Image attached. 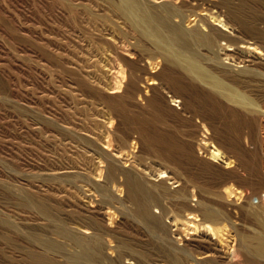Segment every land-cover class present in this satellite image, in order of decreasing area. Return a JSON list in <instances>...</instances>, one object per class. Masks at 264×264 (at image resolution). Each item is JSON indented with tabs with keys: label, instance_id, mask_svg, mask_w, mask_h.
<instances>
[{
	"label": "bare ground",
	"instance_id": "6f19581e",
	"mask_svg": "<svg viewBox=\"0 0 264 264\" xmlns=\"http://www.w3.org/2000/svg\"><path fill=\"white\" fill-rule=\"evenodd\" d=\"M35 1L60 109L2 101L62 152L2 149L0 264H264V0Z\"/></svg>",
	"mask_w": 264,
	"mask_h": 264
},
{
	"label": "rangeland",
	"instance_id": "374dc122",
	"mask_svg": "<svg viewBox=\"0 0 264 264\" xmlns=\"http://www.w3.org/2000/svg\"><path fill=\"white\" fill-rule=\"evenodd\" d=\"M14 0H0V76L3 74L4 76H6V77H4V76H2L1 78H0V80L2 79V80H4L5 82H3L2 80L0 81V90H2L4 93H2V92H0L1 94H2V96H1V94H0V96H1V98H4V99H1L0 101H4L5 100V102H7L8 104H10L9 102L10 101H8L9 99H11V98H13V96H14V93L15 94H21L20 92L21 91H23V93L25 92V90L26 91H29L30 92V94L31 95H33V96H31V95H29V93H26L25 92V94H22V95H20V97H22L23 99H26L27 97H29V98H27L28 100H30L31 101V99H32V97H36L35 98V100H34V98L32 99V101L31 102H34V104L35 103H37V105H39L40 103H41V105H39L42 109H44V110H46V109H49V107H52L53 105V108H59L60 109V105H61V103H60V94L58 93V92H56L55 91V89H54V87H53V85L51 86V84H50V86H48L49 85V83H50V79L48 78V76H47V73L45 72V70L44 69H41V68H43L42 66H40L38 63L39 62H37L36 60H38V57L40 58L41 56H39V55H41V50L39 49V52H37V54H36V51H34L35 49L36 50H38V48H39V46H38V48H36V46L37 45H39V43H37L38 42V36H41L40 35V33L38 32L37 33V30L36 29H38V30H41V28L39 27L40 25H39V23H37V25L35 24V26H33L34 25V23L32 24V27L33 28H35L36 27V29H34V35L33 36H35L34 38H33V40L34 39H36V40H34V43H36V44H34L33 43V41H32V39L30 38V37H33L31 34L30 35H28V36H26V37H22V38H20L19 39V37H18V35H16V30H13L12 31V29H15V27H14V22H12V20L14 19L13 17H15V15H16V10H15V7H16V5L18 6V3H19V6H20V11H21V18L23 19H20V18H16L17 17V15H16V17H15V21L17 20V19H20V20H22V22L23 23H27V22H29L30 20H32L33 18H34V20H35V18H36V20L35 21H37V19L40 17V21H41V19L43 20V21H45V19L47 20V21H49L50 22V19H52L53 20V18H52V16H50V14L48 15V14H46L47 16H48V18H47V16H46V18H45V14L42 16L41 14H43L42 13V11H41V8H40V5L38 6V4L39 3H37V6H35L36 5V1L35 0H20V1H18L17 0V2H13ZM12 3H14L13 4V6H12ZM34 5V7H33V5ZM15 6V7H14ZM37 9H36V8ZM6 8V9H5ZM35 8V9H34ZM38 8H39V10H38ZM33 9V10H32ZM14 10H15V12H14ZM34 10H36V11H34ZM38 11V12H37ZM40 11H41V13H40ZM35 12H37V13H40V14H38L39 16H37V13H35ZM48 13V12H47ZM34 17H33V16ZM23 16V17H22ZM41 16L43 17V18H41ZM31 17V19H28V18H30ZM33 17V18H32ZM51 17V18H50ZM50 18V19H49ZM29 21H28V20ZM13 20V21H14ZM33 20V21H34ZM38 20V21H39ZM47 21H45V22H47ZM13 23V25H12V23ZM52 23V22H51ZM54 23V22H53ZM31 24V23H30ZM13 26V27H12ZM31 26V25H30ZM55 26H58L57 25V23L55 24ZM39 27V28H38ZM36 30V31H35ZM11 32H13V33H11ZM36 32V33H35ZM13 36H12V35ZM36 34V35H35ZM39 34V35H38ZM17 36L18 37V39L19 40H21V39H24V40H29V41H27L26 40V42H28V43H26L24 40V43H26V45L24 44H22L23 43V41L21 40V41H16L17 39V37L16 38H13L14 36ZM30 36V37H29ZM29 38V39H28ZM15 39V40H14ZM30 40H31V42L33 43L32 45H34V46H32L31 44H29L30 43ZM19 42H20V44H19ZM22 42V43H21ZM16 44H17V46H16ZM22 44V45H21ZM29 44V45H28ZM18 45H20V46H18ZM25 46L27 47L28 46V48H29V50H28V48H26L27 49V51L29 52V53H32L33 51V55H31V57L32 56H34V58L32 57V59L33 60H35V61H30V60H32V59H27V58H25V59H23L24 61H22L23 63V65H22V67H21V69L20 70H18L17 71V61H15L16 60V55H15V53H16V50L15 49H18L19 47V49H21L22 48V50H24L25 49ZM16 47V48H15ZM24 47V48H23ZM32 47H34L35 49H32ZM13 49H14V51H13ZM25 49V50H26ZM30 50H32L31 52H30ZM34 53L36 54V57H35V55H34ZM39 54V55H38ZM37 58V59H36ZM27 60L28 61H30L29 62V64H26V62H27ZM16 62V63H15ZM34 62H37L36 63V65H35V63ZM14 63H15V65H14ZM26 65H25V64ZM28 63V62H27ZM31 64H33V65H31ZM38 64V65H37ZM24 66H25V68H26V71L28 72V70H27V68L28 69H30L29 71H31L32 72V74H31V72L29 73H27L26 71L24 72V70H25V68H24ZM29 66V67H28ZM31 66V67H30ZM34 66H35V68H34ZM38 66H40V68L38 67ZM14 67H16V68H14ZM39 68V69H38ZM16 69V70H15ZM31 69H33V71L31 70ZM34 69H35V73H33L34 72ZM38 69V70H37ZM43 70V71H42ZM22 73H21V72ZM37 71H39V73H37ZM2 72V73H1ZM20 72V73H19ZM24 72V73H23ZM46 73V75H45V73ZM28 74V75H26V74ZM17 74L19 75H23L22 77L19 75L18 77H17ZM30 74V75H29ZM38 74V75H37ZM39 74H40V76L42 77V74H44L43 75V79L45 80H43L41 77H39ZM10 77H9V76ZM13 75H14V77H13ZM32 75V76H31ZM34 75H36L37 77H39V79L42 81V83H43V81L45 82V84H48L47 85V90L45 89V87H46V85L45 84H39V87H38V83H41V81L36 77V76H34ZM24 76L27 78V80L24 78ZM34 76V77H33ZM46 76V77H45ZM4 77V78H3ZM8 77V78H7ZM17 77V78H16ZM19 77H21V79L19 78ZM19 78V79H18ZM46 78V79H45ZM8 79V80H7ZM9 79H11L10 81H12L13 83H15L14 85L12 84V83H9L10 81H9ZM23 79H24V81H23ZM28 79H30V82H26V81H29ZM31 79L33 80V81H31ZM39 80V81H37V80ZM49 81H48V80ZM17 80V81H16ZM21 80V81H20ZM34 80H35V82H34ZM17 82V85H16V82ZM19 81V82H18ZM48 81V83H46ZM26 83V84H23V83ZM38 82V83H37ZM3 85H5L4 86V88L2 89L1 87L3 86ZM5 83V84H4ZM20 83V84H19ZM28 83V84H27ZM37 83V84H36ZM51 83L53 84V82L51 81ZM8 84V85H7ZM11 84L13 85L12 87H16V88H18V89H15V88H12L11 87ZM32 84H34V85H32ZM21 85V86H20ZM36 85V86H35ZM44 85H45V87H44ZM21 88H20V87ZM25 86H26V88H25ZM27 86H28V88H27ZM35 87V88H33V87ZM40 86H41V88H40ZM42 86H43V88H42ZM6 87H11V90H12V92H10V91H8V88H6ZM25 89H24V88ZM32 87V88H31ZM37 87H38V89H37ZM48 88H50V89H48ZM51 88L53 89V91H55V94L53 93V91L51 90ZM6 89V90H5ZM10 89V88H9ZM22 89H24V90H22ZM32 89V90H31ZM35 89V90H34ZM36 89L38 90V91H36ZM41 91H44L47 95L45 96V93L44 92H42V93H44L43 95H39V91L40 90ZM43 89V90H42ZM5 90V91H4ZM14 90V91H13ZM17 90H19V91H17ZM49 90H51V92L49 91ZM6 91H8L6 94H5V92ZM19 92V93H17V92ZM31 91H33V93L31 92ZM36 92V93H35ZM13 93V94H12ZM38 93V94H37ZM52 93V94H51ZM56 93H58L59 95L57 96L56 95ZM4 94V95H3ZM29 96H28V95ZM37 95V96H34V95ZM40 94H41V92H40ZM54 94V95H53ZM5 95H6V97L7 96H11V98H6L5 97ZM13 95V96H12ZM24 95H26V96H24ZM38 95L39 96H43L44 98H46L47 97V99H45V101H49L48 103L46 102L45 103V101H44V98L42 97L41 98V101H40V99H39V97H38ZM50 95H53V97L52 96H50ZM56 95V97L57 98H59V99H57L56 97H54ZM25 97V98H24ZM31 97V98H30ZM48 97H49V100H48ZM53 99H52V98ZM6 98V99H5ZM56 99V101H54L55 103H53V100H55ZM8 99V100H7ZM39 99V103H38V100ZM42 99H43V102H42ZM50 99H52V102H51V100ZM59 100V101H58ZM3 101L2 102H0V152L2 151V149H3V151H5V153L6 154H4V152L2 151L1 152V154L0 155H2V153L4 154L3 156H7V154L9 155V153H10V155L9 156H14V155H16L17 154V156H15L16 158H17V163L18 164H21V167L23 168V166L25 167V168H23V169H26V170H32L31 169V167L33 168V166H34V168L36 167V165H39V164H42L43 162H45L46 160H49L50 158H52V157H54L52 154H58V152H62V148L60 147L61 145L59 144V142L58 141H52V140H50V139H48V138H46L47 136L45 135L46 133L43 131V133L44 134H42V130L43 129H39L38 131L36 130V129H38L37 127H34L35 128V130H34V128H33V130H32V125H30V126H27L28 124H26L27 122H21V120L22 121H25V120H23V119H20V117H18V113H17V111H16V109L12 106L11 108H10V105H7V103H3ZM51 102V103H50ZM57 102V103H56ZM59 102V103H58ZM51 104V106H50V104ZM43 104V105H42ZM53 104V105H52ZM56 104V105H55ZM36 104H35V106L37 107V109H39L38 108V106H37ZM46 105V106H45ZM9 106V107H8ZM56 106V107H55ZM43 107H45V108H43ZM12 108H13V110H12ZM40 108V109H41ZM15 109V110H14ZM41 109V110H42ZM50 110L52 111V108H50L49 109V112H50ZM13 112H14V114H13ZM16 112V113H15ZM16 114V115H15ZM15 115V116H14ZM15 117V118H14ZM17 117V118H16ZM15 119H16V121H15ZM18 119H20V121L18 120ZM19 122V123H18ZM16 123V124H15ZM23 123V125H24V127L21 125ZM17 124H19V125H21V126H19V125H17ZM18 126V127H17ZM26 127L28 128H30V129H26ZM23 128V129H22ZM29 130V131H28ZM36 132H38V136L35 134ZM40 132H41V134H40ZM39 134H40V136H39ZM41 135H45V138L42 136V139H41V142L43 141V140H45V141H43L44 143H46L47 144V142L49 141V142H51L52 141V143H49L48 142V144H47V146L49 147H47L46 146V144H43V143H41L40 142V138H41ZM47 139V140H46ZM53 142L55 143V144H53ZM58 142V144H56ZM50 144V145H49ZM56 145V146H55ZM44 146H46L48 149V151H49V154L52 152V148H54L53 149V151L54 152H52V154H50V155H48L47 153H48V151L46 150V147L44 148ZM51 146V147H50ZM59 146V147H58ZM55 147H56V149H55ZM58 148H59V150H58ZM50 149H51V151H50ZM47 151V152H46ZM12 153H14V154H12ZM16 153V154H15ZM46 153V154H45ZM59 153V154H60ZM45 154V155H44ZM48 156V158L46 157L45 158V156ZM12 156V157H13ZM43 156H44V159L45 160H41V158L43 159ZM49 156H51V157H49ZM11 157V158H12ZM19 157H21V159L19 158ZM10 158V157H9ZM18 158H19V160H18ZM39 159H40V161H39ZM16 160V159H15ZM24 161V162H23ZM37 161H38V163L39 164H37ZM20 162V163H19ZM22 162V163H21ZM25 163H31V164H25ZM36 163V164H35ZM24 164V165H23ZM34 164V165H33ZM30 166V167H29ZM26 167H28V168H26ZM200 168V167H199ZM202 169V168H201ZM202 170H204V169H202ZM214 172H213V171ZM204 171H206L207 172V175L209 174L210 176L211 175H215L216 173H220V171L219 170H215V169H211L210 171H208V170H204ZM211 171L213 172L212 174H211ZM215 171H217V172H215ZM208 175V176H209ZM233 183L234 184H236V185H238V183L236 182V181H233ZM250 190V189H249ZM260 195L258 194V193H254L253 192V194H252V198H251V200H253L254 201V203L255 204H258V202H260V198H262V197H264V189H262L260 192ZM263 195V196H262ZM260 196H262V197H260ZM260 197V198H259ZM260 199V200H259ZM244 259L245 258V256L244 255H240V259H242V258Z\"/></svg>",
	"mask_w": 264,
	"mask_h": 264
}]
</instances>
